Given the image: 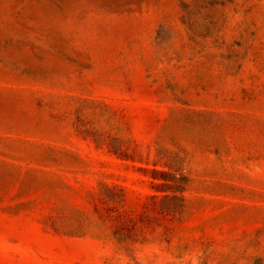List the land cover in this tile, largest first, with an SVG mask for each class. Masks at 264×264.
<instances>
[{"label":"rangeland","instance_id":"rangeland-1","mask_svg":"<svg viewBox=\"0 0 264 264\" xmlns=\"http://www.w3.org/2000/svg\"><path fill=\"white\" fill-rule=\"evenodd\" d=\"M0 264H264V0H0Z\"/></svg>","mask_w":264,"mask_h":264}]
</instances>
